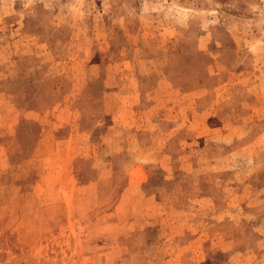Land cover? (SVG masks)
<instances>
[{
    "label": "rangeland",
    "instance_id": "1",
    "mask_svg": "<svg viewBox=\"0 0 264 264\" xmlns=\"http://www.w3.org/2000/svg\"><path fill=\"white\" fill-rule=\"evenodd\" d=\"M0 91V264H264V0H0Z\"/></svg>",
    "mask_w": 264,
    "mask_h": 264
},
{
    "label": "crops",
    "instance_id": "2",
    "mask_svg": "<svg viewBox=\"0 0 264 264\" xmlns=\"http://www.w3.org/2000/svg\"><path fill=\"white\" fill-rule=\"evenodd\" d=\"M7 95V93L6 92H1L0 91V111H2V109H11V108H13V106H14V103L12 102V100L9 98V97H7L6 96ZM30 120H32V121H36V122H38L39 120L37 119H30ZM144 120V119H143ZM39 123V122H38ZM10 132H7V133H4L3 135H8ZM132 228H138V229H143L144 227H132ZM131 228V229H132ZM135 253V252H134ZM137 253H143L142 255L144 256V261L145 262H150V257H148L145 253H144V251H137L136 252V254Z\"/></svg>",
    "mask_w": 264,
    "mask_h": 264
},
{
    "label": "trees",
    "instance_id": "3",
    "mask_svg": "<svg viewBox=\"0 0 264 264\" xmlns=\"http://www.w3.org/2000/svg\"><path fill=\"white\" fill-rule=\"evenodd\" d=\"M147 110L149 111V109H147ZM148 176H149L150 182L152 183V185H154L153 177L151 175H149V173H148Z\"/></svg>",
    "mask_w": 264,
    "mask_h": 264
}]
</instances>
